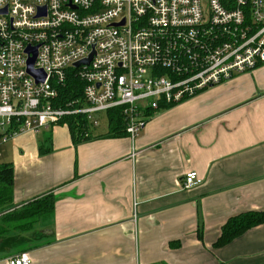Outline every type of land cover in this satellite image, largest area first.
<instances>
[{"label": "crops", "instance_id": "crops-1", "mask_svg": "<svg viewBox=\"0 0 264 264\" xmlns=\"http://www.w3.org/2000/svg\"><path fill=\"white\" fill-rule=\"evenodd\" d=\"M108 130L75 145L56 125L2 146L16 206L52 191L56 207L0 238V264L22 252L31 264H264V224L214 246L230 217L264 211V64L151 111L136 141ZM192 171L202 182L185 189Z\"/></svg>", "mask_w": 264, "mask_h": 264}, {"label": "built area", "instance_id": "built-area-1", "mask_svg": "<svg viewBox=\"0 0 264 264\" xmlns=\"http://www.w3.org/2000/svg\"><path fill=\"white\" fill-rule=\"evenodd\" d=\"M35 51L44 81L28 70ZM263 64L264 0H0V157L20 134L76 116L98 127L99 114L118 109L136 141L149 112ZM71 70L82 96L64 106ZM201 182L192 171L182 186Z\"/></svg>", "mask_w": 264, "mask_h": 264}, {"label": "trees", "instance_id": "trees-1", "mask_svg": "<svg viewBox=\"0 0 264 264\" xmlns=\"http://www.w3.org/2000/svg\"><path fill=\"white\" fill-rule=\"evenodd\" d=\"M83 84L75 70L69 71L65 83L60 87L62 105L66 106L70 101L81 97ZM107 118L109 130L104 137L115 138L128 135L127 123L122 110L107 112ZM58 125L68 126L75 145L100 137L92 134L90 125L82 116L65 117L58 122ZM45 139L44 143L39 146L41 154L52 151V136L48 135ZM14 181L13 164L0 162V215L1 218H4L2 221L5 222V224L0 225V238L12 230L29 231L42 217L53 214L56 207V197L52 191L30 200L20 207L16 206L13 201ZM11 208L15 209L14 212H6ZM7 223H12V226H8ZM262 224H264V211H248L230 217L223 225L221 234L214 246L216 248L224 247Z\"/></svg>", "mask_w": 264, "mask_h": 264}, {"label": "rangeland", "instance_id": "rangeland-1", "mask_svg": "<svg viewBox=\"0 0 264 264\" xmlns=\"http://www.w3.org/2000/svg\"><path fill=\"white\" fill-rule=\"evenodd\" d=\"M99 118H100V120H101V123H100V126L97 128V127H94V128H91V131H92V133H93V135H94V133H96V132H104L106 129H107V126H108V119H107V113H101V114H99V116H98ZM45 133V131H42L40 134H39V137H41L42 136V134H44ZM9 143V142H8ZM7 143V144H8ZM5 157L4 158H1L0 157V162L1 161H3V162H5ZM14 208H11V209H9L8 211H6V212H11V211H13L14 212ZM3 218V217H2ZM1 218V215H0V225L3 223V224H5V222L4 221H2L3 219ZM7 225L8 226H12V223H7ZM4 235H6V236H14V237H16V238H19V236H20V234L19 233H17V232H15V231H10V232H7V233H5ZM14 237H11V238H14ZM15 238V239H16ZM6 240V239H5ZM8 241V240H7ZM7 241H5V242H7ZM9 241H11V240H9ZM13 241V240H12ZM15 241H17L16 242V246H14V252H20V251H22V250H24L25 248H26V246H25V243H24V241L23 240H15Z\"/></svg>", "mask_w": 264, "mask_h": 264}, {"label": "water", "instance_id": "water-1", "mask_svg": "<svg viewBox=\"0 0 264 264\" xmlns=\"http://www.w3.org/2000/svg\"><path fill=\"white\" fill-rule=\"evenodd\" d=\"M73 8H76V7L73 6ZM35 60H36V51H35V53H34V57H32V58L29 60V69H28V70H29V73H30L31 75H33V76L36 78V80H37L38 82H39V81H44L45 78H46L45 74H43L42 72L36 71V70H34V68H33ZM89 61H90V58L87 59L86 61H84L83 63L88 64ZM79 65H80V63L78 62V63L75 64V67H78Z\"/></svg>", "mask_w": 264, "mask_h": 264}]
</instances>
